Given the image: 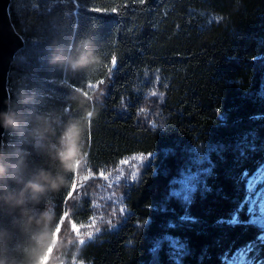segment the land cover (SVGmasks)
Returning <instances> with one entry per match:
<instances>
[{
	"label": "trees",
	"instance_id": "obj_1",
	"mask_svg": "<svg viewBox=\"0 0 264 264\" xmlns=\"http://www.w3.org/2000/svg\"><path fill=\"white\" fill-rule=\"evenodd\" d=\"M9 14L24 41L8 75L9 111L24 114L29 128L45 116L52 131L35 141L5 129L1 160L24 164L0 184V258L42 264L57 238L58 248L68 242L77 164L98 172L133 155L147 160L123 190L126 213L81 246L80 264L264 258V228L246 200L247 179H264V0H10ZM85 41L92 64L49 63L56 49L75 56ZM70 123L82 129L80 155L64 172L54 154ZM38 169L65 183L26 202L25 229L21 210L2 197ZM185 172L201 173L180 196ZM89 209L75 214L86 220Z\"/></svg>",
	"mask_w": 264,
	"mask_h": 264
},
{
	"label": "rangeland",
	"instance_id": "obj_2",
	"mask_svg": "<svg viewBox=\"0 0 264 264\" xmlns=\"http://www.w3.org/2000/svg\"><path fill=\"white\" fill-rule=\"evenodd\" d=\"M147 156L133 155L118 165L98 172L92 171L86 165L77 164L76 180L73 187L76 197L71 204V209L65 214L64 221L67 222L65 233L68 242L63 243L58 248V238L55 240L53 248L50 249L42 264L52 262V264H80L78 262V251L81 246L89 240L99 236L104 229L112 227L111 222L119 216L125 215V206L123 203V190L136 181L139 172L145 166ZM201 172H185L178 180V192L180 196L194 188L197 185V179ZM247 179L248 191L259 183L263 176L258 174ZM264 191V188L261 189ZM256 201V197H252ZM89 202L91 217L85 220L83 215L75 214ZM87 208V207H86ZM89 209V210H90ZM72 216L75 219H72ZM252 222L264 228V218L259 207L253 213ZM62 225V224H61ZM62 226L59 227V230ZM99 229V231H97ZM85 233H91L89 238ZM81 239L85 242L82 244ZM57 251L54 253V251ZM232 264H244V257L239 254Z\"/></svg>",
	"mask_w": 264,
	"mask_h": 264
},
{
	"label": "clouds",
	"instance_id": "obj_3",
	"mask_svg": "<svg viewBox=\"0 0 264 264\" xmlns=\"http://www.w3.org/2000/svg\"><path fill=\"white\" fill-rule=\"evenodd\" d=\"M90 41H85L81 45V50L75 56H64L62 50L56 49L52 54L49 63L52 65H66L71 70H77L87 67L95 60L93 53L87 50ZM32 97L21 93L19 99L27 102ZM0 125L5 129L12 131L18 136L27 134L35 141H42L52 131L50 122L47 117L36 115L28 127V119L22 113L6 111L0 113ZM82 129L78 123L67 125L62 135L59 137L58 147L55 150L54 158L59 162V167L64 172L72 171L80 155V136ZM24 164L23 157L18 158L14 163H6L0 160V184H5L8 179L16 180ZM65 183V177L57 172L45 169L36 170L31 178L23 182L22 187L17 192L4 191L2 199L10 207L19 208L23 217L22 226L27 229L32 224V217L24 208L26 202L39 203L40 199L49 191L60 188ZM42 220H50L51 216L47 213L42 214ZM44 237H37L39 241ZM44 247V245H41ZM0 264L7 262L0 258Z\"/></svg>",
	"mask_w": 264,
	"mask_h": 264
},
{
	"label": "water",
	"instance_id": "obj_4",
	"mask_svg": "<svg viewBox=\"0 0 264 264\" xmlns=\"http://www.w3.org/2000/svg\"><path fill=\"white\" fill-rule=\"evenodd\" d=\"M10 0H0V113L9 111L8 75L17 52L23 47V38L15 30L9 14ZM5 128L0 125V160Z\"/></svg>",
	"mask_w": 264,
	"mask_h": 264
},
{
	"label": "snow or ice",
	"instance_id": "obj_5",
	"mask_svg": "<svg viewBox=\"0 0 264 264\" xmlns=\"http://www.w3.org/2000/svg\"><path fill=\"white\" fill-rule=\"evenodd\" d=\"M100 83H103V81H100ZM262 188H264V179L250 189L252 196L256 197V201L253 202L251 198H246V200L248 205L251 204V207L248 209L249 212L254 213L257 207H259L262 213V218H264V191L261 190ZM97 231H99V229H97ZM85 235L91 238L92 234L85 233ZM84 242L85 241L81 239V243L83 244ZM257 259H260V264H264V258H260L259 256L245 259L244 264H257Z\"/></svg>",
	"mask_w": 264,
	"mask_h": 264
},
{
	"label": "bare ground",
	"instance_id": "obj_6",
	"mask_svg": "<svg viewBox=\"0 0 264 264\" xmlns=\"http://www.w3.org/2000/svg\"><path fill=\"white\" fill-rule=\"evenodd\" d=\"M232 213H233V212H232ZM232 213H231V214H232ZM228 215H229V214H228ZM229 216H230V215H229ZM248 217H249V216H248ZM246 220H247V219H246Z\"/></svg>",
	"mask_w": 264,
	"mask_h": 264
}]
</instances>
